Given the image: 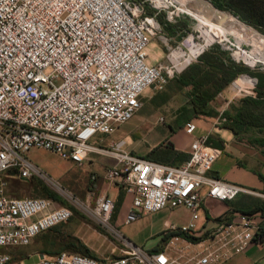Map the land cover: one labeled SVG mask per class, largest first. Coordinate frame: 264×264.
<instances>
[{
	"label": "built area",
	"instance_id": "built-area-1",
	"mask_svg": "<svg viewBox=\"0 0 264 264\" xmlns=\"http://www.w3.org/2000/svg\"><path fill=\"white\" fill-rule=\"evenodd\" d=\"M156 21L129 0H0V264H219L264 240V210L235 212L230 219L222 214L215 227L196 232L205 198L250 194L264 200V192L212 173L221 150L207 144L206 135L191 141L188 158L177 165L123 151L122 142L109 144L112 149L92 142L129 120L145 90L163 88L203 51L190 57L186 39L201 41L186 32L168 46L163 62L151 63L147 46ZM195 127L187 122L185 131ZM30 149L50 150L76 164L92 152L112 157L115 164L104 178L132 195L130 217L184 207L191 219L167 227L176 233L167 250L150 252L126 239L122 255L102 263L68 251L30 262L14 259L5 248L29 244L73 213L47 197L7 193L11 179L46 178L27 159ZM113 208L114 199L102 194L93 211L107 223Z\"/></svg>",
	"mask_w": 264,
	"mask_h": 264
},
{
	"label": "rangeland",
	"instance_id": "rangeland-1",
	"mask_svg": "<svg viewBox=\"0 0 264 264\" xmlns=\"http://www.w3.org/2000/svg\"><path fill=\"white\" fill-rule=\"evenodd\" d=\"M144 1L160 12L158 15H161L164 20L156 21L155 34L152 35L147 46L148 60L151 63L163 62L168 46L185 32L192 33L196 40L201 41L193 40L194 44H201L196 47L188 46L185 42L190 57L197 50L200 51L203 48V51L199 59L193 63L194 67L190 72L187 71L188 67L179 76L169 80L163 88L145 90L141 98V108L129 120L114 124L112 133L95 136V138L100 136L102 142L106 143V146L100 147L112 149L115 143L122 142L121 150L143 157L162 155L169 148L172 150V134L180 129L186 133L184 124L182 128L179 127L184 118V113L182 115L180 109L186 105V94L192 89L205 88L209 89V93H214L210 99L212 108L210 117L215 119V124L218 126L224 121L221 116L223 110L228 109L231 104L239 105L243 98L263 95L262 92L258 94V90L264 91V87L259 88L256 78L258 72L264 76L262 45L256 46L245 37H238L232 31L225 32L223 28L202 21L193 14L192 10L196 8L193 3L185 4L182 0ZM203 1L222 12L226 18L228 16V20L243 22L258 32L264 33V1ZM214 1L221 3L222 7L214 5ZM241 16L249 21H245ZM256 21L260 23V28L251 23ZM246 75L254 81L245 83L243 78ZM219 85L224 87L218 91ZM203 117L208 116L200 118ZM194 131L189 134H193ZM260 138L264 140V130L255 128L243 132L241 138L233 137L227 142L225 148L227 150L220 152L212 167L220 174L226 175V181L239 185L240 183L234 181H240L243 182L242 186L257 189L255 185L258 183L259 176L255 171L264 175L263 146L258 142ZM110 142L113 143L112 147L107 146ZM166 152L169 154L168 151ZM25 155L47 176L46 178L33 176L29 179H12L8 182V191L21 196L51 195L53 197L54 194L60 199L54 200L55 203L63 202L71 206L73 213L66 222L46 234L37 236L29 244L4 249L14 259L30 262L44 255L49 257L62 251H69L65 246V240L69 238L74 241L76 247V249H70V252L86 255L99 263L107 262L122 255L126 239L140 247L152 241V237L157 234L167 218L175 226L181 225L179 221L182 220L184 213L173 215V212L183 207L165 208L158 212L140 213L130 217L132 195L129 193H124L118 205V200L114 201L112 214L108 222L104 223L93 211L97 197L102 194L110 195L108 188L119 187L118 183L97 179L93 185L92 180L95 179L91 178L93 173H86L81 177L75 176L80 167L50 150L30 149L25 152ZM109 160L113 165L115 164L113 159L109 158ZM102 186L107 189L102 190ZM240 198L245 197L241 195ZM142 248L146 249L145 246ZM162 249L164 245H161L158 250ZM181 261L183 260L179 262Z\"/></svg>",
	"mask_w": 264,
	"mask_h": 264
},
{
	"label": "trees",
	"instance_id": "trees-1",
	"mask_svg": "<svg viewBox=\"0 0 264 264\" xmlns=\"http://www.w3.org/2000/svg\"><path fill=\"white\" fill-rule=\"evenodd\" d=\"M129 1L141 3L143 6V11H144L145 15L154 16L155 19L157 21H160V22L164 21L163 17L161 15H158L160 12L151 8V6L148 5L144 0H129ZM242 1L247 2L249 0H242ZM261 1H264V0H257V2H261ZM214 5H216L218 7H222L221 3L217 2V1H214ZM241 18L244 19L245 21H249L245 17L241 16ZM251 23L254 24L255 26L259 27V28L261 26L258 21L251 22ZM167 25L169 26L170 24L168 23ZM185 33L181 34L180 36L184 35ZM185 42L188 44V46L196 47L197 45H201V44H197V45L194 44V41H193L191 36H189ZM198 51L199 50H197V52ZM200 56L201 55H199L195 61L191 62L186 67V68L189 67L187 70L188 72L191 71V69L194 67L193 63H195L199 59ZM183 71H181V72H183ZM181 72L172 78L179 76L181 74ZM258 73L259 74H256V78L258 79L259 88H261V87H264V79H263L264 76H263V74H260L261 72H258ZM171 79H169V80H171ZM224 85H226V84H224ZM222 87H224V86H222V85L217 86V90L218 91L221 90ZM260 92H262L263 95H261ZM257 93L260 95H257L255 97L243 98L239 105L231 104L228 109L223 110V112L221 113V116L224 118V121L220 123V126L230 130L235 137H240V138H241V135L243 134V132H246L250 129L255 128V129H259V130H264V91L258 90ZM213 96H214V93H209V89H205V88H202V89L201 88L200 89L194 88L190 92H187V94H186L187 103L185 106H183L180 109V112H182V115L184 113V118L181 121V125L179 127L182 128V124L185 125L187 122H189L190 120H192L193 118H196V117L197 118L201 117V116L210 117L212 115V108L210 106V99ZM258 140H259L258 142L260 143V145L263 146L262 152L264 154V140L262 138H260ZM207 142L209 145H211L213 147H216V148L221 149V150L224 149V140L219 138V137L213 138V137L209 136L207 139ZM171 149L172 150H170V148H169V150H166V151H168L169 154H167V152L165 151L164 154H162V155L161 154L152 155V156L147 155L144 158L154 160V161H158V162H162V163H166V164L177 165V164L184 162L189 156V154L186 155L184 152H180L178 150H175L174 147H172V146H171ZM255 172H256V174H258V176L261 180L264 179L263 175L260 172H258V171H255ZM31 185H34V184H31ZM252 190H255V189H252ZM7 193L10 195H16V194L10 193L8 191V189H7ZM241 195H243L245 198H240ZM16 196H21V195H16ZM42 197H47V198H50L52 200H60L59 197L54 195V194H53V197L51 195L50 196H42ZM238 197H239V199H238ZM235 199H236V201H235ZM227 202L230 205V209L225 214V216H227L228 219H230L235 212L246 213V214H255L257 212L264 210V200L261 198L252 196L250 194H240L236 198H234L233 200H230ZM61 203L65 204L63 202H61ZM118 203L119 202H117V205H118ZM60 224H62V223H60ZM60 224H58V225H60ZM58 225L51 227L50 229L38 234L37 236L46 234L48 231L52 230L53 228H55ZM37 236H35L34 238H36ZM74 245L75 244H74V241L72 239L67 238L65 240V246L69 249L68 252H70V249L71 250L76 249V247ZM154 251H158V249H155ZM150 252H152V251H150ZM73 253H77V252H73Z\"/></svg>",
	"mask_w": 264,
	"mask_h": 264
},
{
	"label": "crops",
	"instance_id": "crops-1",
	"mask_svg": "<svg viewBox=\"0 0 264 264\" xmlns=\"http://www.w3.org/2000/svg\"><path fill=\"white\" fill-rule=\"evenodd\" d=\"M192 121L196 125V129L193 134H189L187 132L185 133L183 129H180L174 132L171 137V143L174 149L180 152H184L186 155L189 154L191 141L193 140V138L199 135L206 134L208 137L209 136L213 138L219 137L223 139L225 147L222 150H227L225 149L227 147V142L233 139V137H235L230 130L215 124V119H211V117H203V118L196 117V118H193ZM92 142L94 145H97V146H106V143L102 142V138L100 136L95 138V140L93 139ZM111 143L112 142H110L109 144ZM107 157L109 156L101 155L96 152H92L88 154L87 158L84 160L82 164L75 163L78 167L81 168L77 170L78 173L75 176L81 177L85 175L86 173H90V174L93 173L92 175L95 176V179L92 180L93 185L95 184L94 181L97 179L104 180L105 179L104 174H105L106 169L113 165L111 161L109 160V158L114 160V158L112 157H109V158ZM212 173L215 175H218L219 177L223 179L226 178L225 177L226 175L224 176L223 174H220L217 171V169H215L214 167H212ZM263 178H264V175H263ZM234 182L240 183V185L243 184V182H240V181H234ZM255 186L257 187V189L255 190L264 192V179L261 180L260 178H258V183ZM247 188H250V187H247ZM101 189L106 190L107 188H104V186H102ZM108 191L111 195L109 196L110 197L116 196V198H113V197L112 198L114 199V201L118 200V202L122 201V197L124 196V193H129L120 185L119 187L108 188ZM229 209H230V205L228 204L227 201H220V200L213 199V198H205L202 203L201 209L198 211L199 217L196 220V226H197L196 232L198 233V235H201L207 232V230H210L211 228L215 227V225L218 222V216H221L222 214H226ZM176 213L179 215L184 213L182 220L179 221L181 222V224H185L191 219L190 210L184 207L179 208L177 212L174 211L173 215ZM170 224L172 223H170L169 219L168 218L165 219L163 221V226L160 227V230L157 232V234L152 237L151 239L152 241L146 242V244L145 245L143 244L142 247L145 246V248L148 251L157 252L154 250L159 249L161 245H164V249L162 250H167L166 244L171 239V237L176 234L174 231H168V229L166 228ZM177 243L179 246H183L184 244L181 240H178ZM171 253L173 254V251L169 250L170 255ZM219 264H264V240L261 242H257V241L251 242L244 250L232 254L230 257H228V259L222 261Z\"/></svg>",
	"mask_w": 264,
	"mask_h": 264
},
{
	"label": "bare ground",
	"instance_id": "bare-ground-1",
	"mask_svg": "<svg viewBox=\"0 0 264 264\" xmlns=\"http://www.w3.org/2000/svg\"><path fill=\"white\" fill-rule=\"evenodd\" d=\"M182 1L185 2V4H195L196 8L194 9V11L192 10V12L196 17H198L202 21L209 22L212 25L217 26L218 28H223L225 32L232 31L238 37H245L246 40L251 43H254V45H262L264 47V36L260 34L257 30H255L253 27L248 26L243 22H236L235 20L232 21L230 19L228 20V16L226 18V16L222 12L208 5L203 0ZM173 60L174 62H176L175 58H173ZM243 81L245 83H252L254 80L250 76L246 75L244 76Z\"/></svg>",
	"mask_w": 264,
	"mask_h": 264
},
{
	"label": "water",
	"instance_id": "water-1",
	"mask_svg": "<svg viewBox=\"0 0 264 264\" xmlns=\"http://www.w3.org/2000/svg\"><path fill=\"white\" fill-rule=\"evenodd\" d=\"M206 1H208V0H206ZM211 5H212V4H211ZM259 33H260V32H259ZM260 34H262V35L264 36V33L261 32Z\"/></svg>",
	"mask_w": 264,
	"mask_h": 264
}]
</instances>
